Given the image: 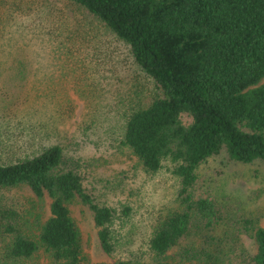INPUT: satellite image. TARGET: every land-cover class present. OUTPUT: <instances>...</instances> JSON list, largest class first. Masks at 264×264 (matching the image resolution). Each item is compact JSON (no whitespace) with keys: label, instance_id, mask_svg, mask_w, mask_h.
Returning <instances> with one entry per match:
<instances>
[{"label":"trees","instance_id":"1","mask_svg":"<svg viewBox=\"0 0 264 264\" xmlns=\"http://www.w3.org/2000/svg\"><path fill=\"white\" fill-rule=\"evenodd\" d=\"M68 1L125 46L151 85L145 96L134 90L120 144L145 172L156 173L169 162L179 206L154 224L147 260L130 252L112 263L90 264H264V227L247 219L226 222L220 205L193 192L197 167L220 152L228 161L264 162V0ZM51 31L45 32L49 39ZM22 35L19 28L0 38L16 41ZM41 41L45 46L38 48L44 52L46 40ZM33 53L28 44L0 46V56L14 64L2 73L3 81L10 86L23 81L22 59ZM5 100L10 96L0 110ZM23 118L24 134L0 139L5 152L0 189L25 186L37 201L47 198V216L38 213L19 226L6 223L5 254L26 259L41 249L56 264H80L78 233L67 207L77 201L90 213L101 250L114 255L124 246L112 226L115 210L84 187L81 163L50 140L47 125ZM127 212L125 207L121 215ZM32 224L35 232L24 229ZM242 232L252 241L251 253L237 241Z\"/></svg>","mask_w":264,"mask_h":264},{"label":"rangeland","instance_id":"2","mask_svg":"<svg viewBox=\"0 0 264 264\" xmlns=\"http://www.w3.org/2000/svg\"><path fill=\"white\" fill-rule=\"evenodd\" d=\"M19 28L22 38H0V46L28 44L35 48V55L22 59L27 72L23 81L13 86L8 79L3 81L2 73L14 64L0 56V69H4L0 72V104L7 95L11 99L5 100L7 106L0 110V139L24 134L28 124L23 117L46 124L50 140L60 143L81 163L84 187L115 210L112 226L124 246L107 255L99 246L89 211L77 201L67 205L78 233L80 264L112 263L130 252L147 260L154 224L179 209L176 179L168 170L169 162L163 161L156 173L145 172L120 144L134 90L138 87L136 94L145 96L151 85L133 66L125 46L68 0H0V34ZM39 30L44 32L43 38ZM48 31L52 39L45 33ZM41 39L46 40L44 52L38 48L45 46ZM4 158L5 152L0 150V159ZM195 174L194 194L220 205L224 221L241 224L247 219L264 227V162L228 161L220 152L201 163ZM47 202L45 197L37 201L25 186L0 189V264H56L41 249L26 259L11 258L4 250L10 240L4 230L6 223L19 226L33 222L38 213L45 218ZM125 207L128 212L122 216ZM24 229L35 232L33 224ZM237 241L248 253L253 251L247 233H239Z\"/></svg>","mask_w":264,"mask_h":264}]
</instances>
